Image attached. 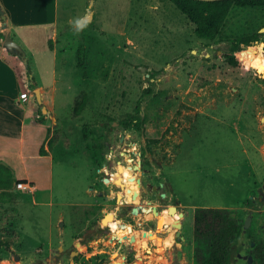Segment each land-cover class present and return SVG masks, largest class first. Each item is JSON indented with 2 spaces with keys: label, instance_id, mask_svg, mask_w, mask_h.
Listing matches in <instances>:
<instances>
[{
  "label": "rangeland",
  "instance_id": "rangeland-1",
  "mask_svg": "<svg viewBox=\"0 0 264 264\" xmlns=\"http://www.w3.org/2000/svg\"><path fill=\"white\" fill-rule=\"evenodd\" d=\"M58 8L52 24L32 16L30 25L0 27V55L48 126L53 157L31 184L17 176L18 162L16 174L0 163V176L12 175L0 188V264H194L202 207L251 216L231 262L246 264L239 255L264 239V72L260 47L245 61L257 42L244 46L238 67L227 55L243 35L264 42V8L234 7L213 41L199 39L168 0H61ZM7 34L22 52L4 46ZM147 90L162 92V102H144L142 132L127 124ZM42 167L28 164L34 176Z\"/></svg>",
  "mask_w": 264,
  "mask_h": 264
},
{
  "label": "trees",
  "instance_id": "trees-1",
  "mask_svg": "<svg viewBox=\"0 0 264 264\" xmlns=\"http://www.w3.org/2000/svg\"><path fill=\"white\" fill-rule=\"evenodd\" d=\"M168 1L195 26V35L199 39L208 41H213L219 36L230 11L234 7L264 8V0ZM259 41V34L252 36L243 35L231 41V50L227 55L229 64L238 67L241 63L240 61L244 58V46H250L252 43L257 42L250 46L248 51H255L260 47L259 67L261 72H264V42ZM145 101L159 105L162 102V92L152 95V90H147L138 100L135 112L130 117L127 125L135 127L142 132L145 130L147 122V117L142 115L141 109ZM78 113H80V110ZM45 144L40 149L41 156H47ZM47 144L49 149L53 148V144L50 141ZM11 177L10 169L7 170L6 178L3 179L0 176L1 189H7L10 186L9 179ZM24 182L26 183V181ZM246 220L247 217L238 211L223 208H197L194 214L193 230L195 243L194 264H231L234 246L244 233ZM251 230L252 228L248 233H251ZM254 244V247L251 245L250 253L253 256L262 255L260 261L262 262L261 264H264V239L260 242L254 241Z\"/></svg>",
  "mask_w": 264,
  "mask_h": 264
},
{
  "label": "crops",
  "instance_id": "crops-1",
  "mask_svg": "<svg viewBox=\"0 0 264 264\" xmlns=\"http://www.w3.org/2000/svg\"><path fill=\"white\" fill-rule=\"evenodd\" d=\"M31 1L33 7L30 6ZM60 1L0 0L5 15V20L0 17V27L8 31L30 25L27 21L33 20L32 16L34 19L48 18L46 23L49 24L57 22L60 19L59 8L57 12ZM22 93L19 74L3 52L0 55V163L13 170V163L18 162L23 169L17 176L31 184L36 182V178L38 180L39 174L44 175L47 166H52L53 157L40 155V149L46 143L48 126L37 121L38 118L28 107L30 95L23 102L20 99ZM28 164L44 165V168L34 176L28 170Z\"/></svg>",
  "mask_w": 264,
  "mask_h": 264
},
{
  "label": "water",
  "instance_id": "water-1",
  "mask_svg": "<svg viewBox=\"0 0 264 264\" xmlns=\"http://www.w3.org/2000/svg\"><path fill=\"white\" fill-rule=\"evenodd\" d=\"M198 1L214 2V1H220V0H198ZM90 14H91V15H90L89 17H86V18L81 22V24L89 23V22L92 21V19H93V14H92V13H90ZM0 15H1L2 19L5 20V15H4V12L1 10V8H0ZM4 46H5V47H6V48H7L12 54H18V53L22 52L21 47H20L18 44H16V43L12 40L10 34H7V35H6L5 40H4ZM249 56H250V51L247 50V51L245 52V57H246V60H245V61H247V58H248ZM36 95H37V99H38L39 103H42L41 93H40V91H39L38 89L36 90ZM43 113H44V114H47V113H48V111H47L46 108L43 109ZM106 181H110V178H108ZM175 210H176V208H174V207H172V208L170 209L171 213H173V211L175 212ZM135 211H136V208L134 207V208H133V213H135ZM110 216H111V215H107V216H105V217L103 218L102 223H103L105 226H108V222H109L108 219L110 218ZM111 219L113 220L114 217H112ZM251 223H252V218H251V216H250V217L247 218V220H246V222H245V226H244V230H245V231L250 227ZM62 226H63V224H62ZM154 237H155V236H153V237H151V238H154ZM252 260H253V258L250 256V257L248 258V264H252Z\"/></svg>",
  "mask_w": 264,
  "mask_h": 264
},
{
  "label": "flooded vegetation",
  "instance_id": "flooded-vegetation-1",
  "mask_svg": "<svg viewBox=\"0 0 264 264\" xmlns=\"http://www.w3.org/2000/svg\"><path fill=\"white\" fill-rule=\"evenodd\" d=\"M245 226V225H244ZM263 226V225H262ZM163 227H164V225H163ZM264 227V226H263ZM249 229V228H248ZM248 229L245 231L244 230V233H246V232H248ZM162 229H158V231L160 232ZM180 239H182V237H181V233H178L177 234V236H176V240H180ZM178 243V242H177ZM167 244H169V242H167ZM252 246L254 247L255 246V244L253 243L252 244ZM156 248H160V246H158V247H156ZM252 257L253 258V260H252V264H255V263H262L261 261H260V257L262 256H260L259 254L258 255H255V256H253V255H245V256H241V255H239V258H243L244 260H246V264H248V258L249 257Z\"/></svg>",
  "mask_w": 264,
  "mask_h": 264
},
{
  "label": "bare ground",
  "instance_id": "bare-ground-1",
  "mask_svg": "<svg viewBox=\"0 0 264 264\" xmlns=\"http://www.w3.org/2000/svg\"><path fill=\"white\" fill-rule=\"evenodd\" d=\"M138 207V206H137ZM135 212H141L142 214H145L146 215V212H145V210L143 209V208H138V209H136V211ZM147 216V215H146ZM169 218H171L170 216H169V214L166 212L165 214H163L162 215V220L163 221H165V223H168V221L170 220ZM164 224V223H163Z\"/></svg>",
  "mask_w": 264,
  "mask_h": 264
},
{
  "label": "built area",
  "instance_id": "built-area-1",
  "mask_svg": "<svg viewBox=\"0 0 264 264\" xmlns=\"http://www.w3.org/2000/svg\"><path fill=\"white\" fill-rule=\"evenodd\" d=\"M20 99L23 102H26L27 99H28V95L26 93H22L21 96H20ZM25 187H28V185L27 184H24V183L19 184V188H25Z\"/></svg>",
  "mask_w": 264,
  "mask_h": 264
}]
</instances>
